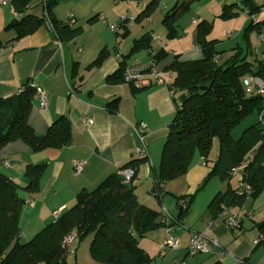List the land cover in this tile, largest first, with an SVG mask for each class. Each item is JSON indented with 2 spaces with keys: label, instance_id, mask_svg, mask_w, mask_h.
<instances>
[{
  "label": "crops",
  "instance_id": "1",
  "mask_svg": "<svg viewBox=\"0 0 264 264\" xmlns=\"http://www.w3.org/2000/svg\"><path fill=\"white\" fill-rule=\"evenodd\" d=\"M58 1L47 15L45 0H30L24 7L14 1L0 3V98L16 95L20 87L32 79L43 89L46 99L41 107L40 100L35 96L32 98L28 124L33 131L43 135L59 116L68 118L72 128L70 143L61 148L31 151L19 139L8 142L0 149V171L20 186L27 182L23 173L28 165L44 164L39 189L34 194L22 192L29 218L31 212L32 218H36L37 226L30 232V237L53 221V212L71 207L77 193L95 188L108 174L118 172L119 167L137 160L136 149L144 143L147 158L124 168L132 167L136 171L133 193L137 202L160 211L166 226L138 238L142 249L148 254L151 244L159 249L165 239L173 237L179 240L176 255L188 256L186 247L189 238L201 232L206 239H215L218 246L211 247L209 253L202 254L203 257L193 256L197 258L186 261V264H236L238 261L241 264H264V247L255 243L259 236L255 226L264 220V189L255 197L244 196L239 206L215 211L209 207L210 200L228 188L238 189L241 180L239 176L231 175L234 178L227 182L217 176L197 191L210 172V167L203 163L197 152L185 174L168 181L162 192L153 189L160 152L175 113L172 94L167 87L172 82L167 66L173 61L174 53L181 54V59L185 60L202 57L199 48L192 49L196 47L195 26L205 19L199 14L201 10H198V18H178L174 27L177 37L169 39L162 20L167 8L161 13V19L159 17L161 25L155 26L158 20L153 15L159 0L150 6L152 9L146 16L141 12L150 0L138 6L135 17L129 10H124L123 5L134 0ZM176 2L179 1L174 4ZM220 3L229 5L224 0H214L215 5L220 6ZM253 3L260 6L256 22L264 20V0H254ZM21 9L23 11L20 12ZM124 11L134 17V24L128 23L121 31L111 32L109 25L116 23ZM25 14L42 17L43 21L32 32L15 37V30L5 26ZM69 16L75 18L74 23L66 22ZM245 18L238 35L242 34L248 22V16ZM51 19L56 21L57 28ZM55 29L61 31L56 32ZM189 29L191 35L187 31ZM142 36L150 37L151 51L158 52L162 48L168 51L157 63V69L162 71L163 83L154 82L146 75L148 83L135 89L122 78L108 80L120 66L150 60L146 49L130 53L133 42ZM231 36L227 32V37ZM246 40L257 56V47L264 44V27L250 30ZM239 42L236 41L234 46H244V41L243 44ZM100 51L103 56L98 63H94ZM261 60L264 62V59ZM250 79L249 76L248 91L257 90ZM115 97L118 98L117 109L110 112L105 106ZM255 115L256 121L257 113ZM84 117H90L94 121L92 125H84L81 122ZM141 122L145 124L142 141L135 131V126ZM79 160H85V165L80 173L75 174L72 165ZM5 161L9 163L8 167L4 166ZM190 195L194 198L181 218L177 198L185 196L187 199ZM231 213L242 218L241 226L232 230L224 223ZM19 223L22 232L21 217ZM68 253L71 252L68 250ZM87 254L90 256L86 247L81 257L87 259Z\"/></svg>",
  "mask_w": 264,
  "mask_h": 264
},
{
  "label": "trees",
  "instance_id": "2",
  "mask_svg": "<svg viewBox=\"0 0 264 264\" xmlns=\"http://www.w3.org/2000/svg\"><path fill=\"white\" fill-rule=\"evenodd\" d=\"M10 1L24 7L30 0ZM45 1L47 15L59 1ZM157 1H148L141 14L148 15V11L152 9L150 6ZM189 1L191 0L176 2L163 14L162 20L169 39L175 36V21L189 8ZM253 2L254 0H234L233 3L224 5L219 15L231 17L237 14L232 10L234 5L244 11L248 22L241 34L243 40H246L250 30L264 27V20L256 22L260 6ZM42 21V17L25 14L13 19L5 28L15 30V37H18L32 32ZM51 22L57 28L56 21L51 19ZM211 28V22L205 19L195 26L194 43L201 51V58L185 60L181 59V54L174 53L173 61L167 66L172 79L167 87L172 94L175 113L168 125V133L160 152L159 170L153 189L157 188L162 192L168 181L185 174L195 152L210 167L209 174L197 191L213 177L218 176L229 182L231 175H235L231 172L232 169L242 166L240 187L218 192L210 200L209 207L219 212L223 207L239 206L242 203L244 195L239 194L242 182L251 187L249 196L252 197L264 189V126L260 125L258 118V112L264 108V100L258 90L248 91L243 84L249 76L264 81V62L261 59H249V55L257 56L247 40L244 41V46L235 45L228 51L217 50V40L208 38ZM149 41L150 37L138 38L133 42L130 53L146 49L150 59L158 63L168 51L163 48L158 52L151 51ZM102 56L100 51L94 63H98ZM123 69L124 65L120 66L108 80L123 79ZM29 80L16 95L0 98V149L8 142L19 139L31 151L67 146L72 138V128L65 116L52 121L43 135H37L28 124L34 96V90L26 87ZM117 103L118 98L115 97L105 107L114 112ZM256 113L257 120L243 127L239 136L234 137L233 132ZM214 141L217 143L215 149ZM214 154L216 156L212 159ZM141 160L143 159L132 160L119 168L136 165ZM43 168L44 164L28 165L23 173L27 178L23 186L0 171V264H66L68 245L63 240L70 235L75 236L71 243L92 235L89 255L95 262L149 264L152 261L153 258L139 245L138 238L159 229L158 227L166 226L164 216L160 211L137 202L133 193L135 175L129 182H124L118 172L108 174L95 188L83 189L77 193L71 207L62 209L58 216H54L53 221L32 237L22 240L19 210L26 200L22 192L34 194L39 189ZM194 195L187 199L185 196L177 198L181 218L187 212ZM182 200L185 202L184 206H181ZM255 227L259 235L257 243L264 247V220Z\"/></svg>",
  "mask_w": 264,
  "mask_h": 264
},
{
  "label": "rangeland",
  "instance_id": "3",
  "mask_svg": "<svg viewBox=\"0 0 264 264\" xmlns=\"http://www.w3.org/2000/svg\"><path fill=\"white\" fill-rule=\"evenodd\" d=\"M176 0H159L157 3V8H156V16L153 15V17H156V19L158 20L157 24L155 25L156 27H159L161 25V13L163 11H166L165 9L167 8V10H170L172 8V5L174 4ZM236 1V0H235ZM238 1V0H237ZM147 2V0H134L132 2H124L123 5H125L124 10H129L130 13L134 14L133 16L135 17V14L139 11L137 8L138 6L140 7L141 4ZM179 2H181V0H179ZM234 0H224V3L226 4H231L233 3ZM240 4V3H239ZM220 6H217L214 4V0H191L188 3L189 8L187 10L184 11V13H182L181 16H179L178 18L184 16V18H198V10H201V12H199L200 16L202 18L207 19L208 21L211 22L212 28L210 31V34L208 35V38H213L217 40V45H216V49L219 51H228L232 46H234L236 41H240L239 43L243 44V41L246 42V40H243L244 38L239 34L238 32H240L243 28V22L246 19L243 10L234 5L233 8L235 9V11L237 12V14H233L231 15V17H223V16H219L221 11H222V3L218 4ZM164 9H163V8ZM220 7V8H218ZM232 8V10H233ZM123 15H129L128 11H124L123 14H121L120 16H118L116 23H118V20L120 17H123ZM133 16L130 15L131 20L129 21L130 23L134 24V22L132 21V19L134 18ZM160 17V19H159ZM200 19V18H199ZM159 25V26H158ZM189 35L192 34V31L189 29L187 30ZM228 31H232V36L231 37H227V32ZM182 32V31H181ZM187 33V32H186ZM176 36V35H175ZM177 37V36H176ZM175 37V38H176ZM186 38V36H185ZM176 44V43H175ZM174 44V46H176ZM258 49V55L257 57H255L254 55H249V59L251 61H257L260 59H264V44L260 45L259 47H257ZM249 60V61H250ZM248 79V78H247ZM252 85L254 84L253 82L251 83ZM245 88L248 90V86H245ZM256 119V115H252L251 117H249L246 121H244L239 128L233 132V136L234 137H238L240 134V131L243 127L250 125L251 123H253ZM216 141H214V147L213 149L216 148ZM234 177L239 176V175H233ZM231 178H234V177ZM26 203V202H25ZM27 205H25L23 203V205L20 208V217H21V223H22V240L26 239L27 237H30V232L34 231V229H36V218H32L33 214L31 212V217L29 218V214L27 213L28 211H26ZM20 217H19V221H20ZM38 230V229H37ZM92 238V235H88L85 236V238H82L80 240H75L74 243L71 244H67L68 245V250L71 253H67L66 255V264H106L104 262H95L93 261V259L91 258V256H88L87 259H83L82 256V251L84 250V248H88L89 250V242ZM170 239V238H168ZM166 241V239H165ZM178 244H179V240H178ZM178 244L176 246H172V247H165L164 243H161L159 246V249L154 247V245H150V248L147 250L148 254L153 258L152 261L149 264H186V261H190L194 258L197 257H193V256H180V255H176L177 253L175 252V250H177L178 248ZM75 253V255H74ZM179 253V252H178ZM205 252L202 253H197L198 255H202ZM209 253V252H207ZM180 254V253H179ZM196 256V255H195ZM81 257V258H80ZM200 257V256H198ZM203 257V255L201 256Z\"/></svg>",
  "mask_w": 264,
  "mask_h": 264
},
{
  "label": "built area",
  "instance_id": "4",
  "mask_svg": "<svg viewBox=\"0 0 264 264\" xmlns=\"http://www.w3.org/2000/svg\"><path fill=\"white\" fill-rule=\"evenodd\" d=\"M10 0H1L0 3L1 4H7ZM131 17L129 15H123V17H120L118 20L117 24H111L109 25V29L111 32H115L117 33L118 31H121L122 29H124L125 26L128 25V23L130 24ZM133 20V19H132ZM75 18H73L72 16H69L66 19V22H68L69 24L74 23ZM228 35H232V31H228ZM153 38H156L155 35H152ZM192 49H198L197 47H192ZM170 53H172L170 51ZM123 81L125 83H130L135 89H139V87L145 85L146 83V78L145 76L147 75L148 77H150V79H152V81L154 82H158V83H163L164 78L162 76V71L160 69H157V63L150 59L148 62H136V63H132V64H126L124 66L123 69ZM256 89L258 90V93L261 95L262 100H264V81L258 79L257 77L255 78H251L250 79ZM243 84L246 86L249 84V80H244ZM27 88H32L34 90V96L37 97L38 100H40L41 103V107L45 105L46 103V99H45V93L43 91L42 88L38 87L36 85V83L34 82V80L30 79L29 82L27 83ZM24 88L20 87V91H22ZM258 118H259V123L260 125L264 126V108H262L259 112ZM81 122L84 123V125L86 126H90L92 125V123L94 122L90 117H84L81 119ZM145 124L143 122L138 123L135 126V131H137V134L139 136L140 141H142L143 139V133L145 132ZM262 139H264V135H262ZM136 154L140 159H143L145 157H147V152H146V147L144 145V143H142V147H139L136 149ZM4 166L8 167L9 163H7L6 161L3 162ZM85 165V160H79V161H75L73 162V171L75 174H78L81 172L82 167ZM233 174H238L241 175L243 173L242 171V166L241 167H234L231 171ZM136 174V171L134 168H119L118 171V175L121 176L122 181L124 182H129L131 180V178ZM241 191L239 192L240 195H244V196H249L251 193V187L246 184L245 182H242L241 185ZM181 206L185 205V202L180 201ZM227 209V207H223L222 211H225ZM60 213V211H55L53 213V215L56 217L58 216V214ZM242 218L240 217L239 214L236 213H231V215L227 216L224 220L225 225H227V227L229 229H236L240 226V222H241ZM74 235H70V236H66L63 240L64 244H70L73 239H74ZM258 238L256 240L255 243H257ZM178 244V240H176V238L171 237L170 239H166V241L164 242V246L165 247H172V246H176ZM217 247L218 244L216 242L215 239H206L203 235V233L201 232H197L196 234L191 235V237L189 238V242L187 244L186 247V251L187 254L190 256H195L197 255V253H202V252H209L211 251V247ZM241 261H238V263L236 264H241Z\"/></svg>",
  "mask_w": 264,
  "mask_h": 264
}]
</instances>
